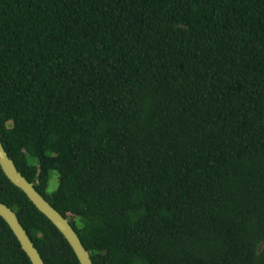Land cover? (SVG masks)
<instances>
[{
  "label": "trees",
  "instance_id": "1",
  "mask_svg": "<svg viewBox=\"0 0 264 264\" xmlns=\"http://www.w3.org/2000/svg\"><path fill=\"white\" fill-rule=\"evenodd\" d=\"M0 141L93 264H264V0H0ZM0 202L79 264L1 168Z\"/></svg>",
  "mask_w": 264,
  "mask_h": 264
},
{
  "label": "water",
  "instance_id": "2",
  "mask_svg": "<svg viewBox=\"0 0 264 264\" xmlns=\"http://www.w3.org/2000/svg\"><path fill=\"white\" fill-rule=\"evenodd\" d=\"M0 168L7 179L19 188L31 201V203L41 212L63 235L79 264H93L89 252L82 245L77 233L72 228L66 218H64L50 203L28 182L17 170L14 162L10 159L0 141ZM0 217L7 223L14 236L18 240L22 250L28 256L31 264H44L37 249L28 237L26 231L19 223L15 212L8 206L0 202Z\"/></svg>",
  "mask_w": 264,
  "mask_h": 264
},
{
  "label": "rangeland",
  "instance_id": "3",
  "mask_svg": "<svg viewBox=\"0 0 264 264\" xmlns=\"http://www.w3.org/2000/svg\"><path fill=\"white\" fill-rule=\"evenodd\" d=\"M57 183H58L57 174L53 171L51 172L50 178L48 181L47 193H51L52 191H54L57 187Z\"/></svg>",
  "mask_w": 264,
  "mask_h": 264
}]
</instances>
